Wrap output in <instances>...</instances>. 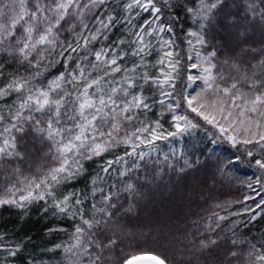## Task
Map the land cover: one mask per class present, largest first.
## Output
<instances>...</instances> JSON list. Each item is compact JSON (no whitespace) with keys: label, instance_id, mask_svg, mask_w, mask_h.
I'll list each match as a JSON object with an SVG mask.
<instances>
[{"label":"snow or ice","instance_id":"obj_1","mask_svg":"<svg viewBox=\"0 0 264 264\" xmlns=\"http://www.w3.org/2000/svg\"><path fill=\"white\" fill-rule=\"evenodd\" d=\"M121 2L122 10L117 12L108 7L109 0H0V80L6 81L0 86V102L16 94L13 103L6 104L7 113L0 108V174H8L0 185V208H15L27 215L33 204L42 202L40 211L46 217L70 221L72 231L68 241L47 250L63 254L60 264H134V261L144 260L167 264L156 255L124 260L113 258L112 254L122 242L123 213L133 210L131 203L127 209L123 207L121 195L126 194L129 199L138 195L131 174L148 155L141 145L155 151V141L180 137L199 127L188 115L177 113L181 105L173 95L176 81L180 79L181 60L174 31L180 17L169 16L173 9L171 0ZM224 3L225 0H189L194 6H183L185 18L198 30L189 27L185 32L183 42L188 45L186 59L189 63L185 65L187 86L182 99L191 112L217 128L233 147L258 145L260 158L249 160V164L259 175L253 173L246 184L255 196H245V207L235 214L246 216L242 223L248 227L264 217V55L254 63L219 60L218 48L209 45L205 31ZM247 11L253 16L259 14L264 21V9L257 13L255 5L248 4ZM142 14H147V18H142ZM138 20L142 22L137 23ZM230 23L235 27L240 25V20L233 17ZM118 26L126 31L111 39ZM64 32L73 36L71 42L60 40ZM146 37L158 41L161 55L157 63L161 65V75L151 76L145 71L139 76L142 81L139 83L135 75L128 73L148 66L145 56L150 54L153 45ZM95 42L108 43L92 50L90 46ZM125 47L130 51H125ZM209 47L211 50L201 51ZM82 51L88 55H83ZM247 51L256 52L255 49ZM261 52L264 53V49ZM129 55L140 59V63L133 64L130 69L120 63ZM3 57L37 71L27 76L13 73L9 77L6 74L8 60ZM56 63H62L64 71L49 80L46 88L32 84L43 74L39 69L47 70ZM92 71L103 74L91 78ZM121 72L125 75L119 86H112L106 78ZM197 82H202L203 87L195 95L188 94V89L195 91ZM104 84L108 85L107 90ZM144 85L160 89L161 99L149 104ZM135 89L140 90L133 92ZM60 92L63 95L53 98L54 93ZM157 103L172 113L174 131L165 135L166 130H162L159 120L153 124L141 121V127L121 136L124 124L136 119L134 110L147 112ZM29 129L48 143L45 158H50L52 163L41 166L35 175L25 176L20 164L24 163L26 154L20 150L16 134L22 141ZM120 145L128 150L113 159H102L97 169L89 172L85 166L87 162L103 158L105 153ZM255 154L246 148L244 157L252 158ZM179 155L182 157L183 152ZM129 158H134L131 167L127 166ZM164 159L166 162L168 156ZM242 161L243 157L233 154V158L224 161L218 158L216 164L219 173L228 176ZM184 164L191 167L187 159ZM116 165L121 166L119 170ZM114 173L119 185L108 183ZM81 180L85 181L83 187L59 191ZM248 201L253 203L248 205ZM226 219V216L217 215L216 226ZM239 223L234 222L233 227ZM47 231L67 232V229L61 224ZM218 239H200L198 243L193 240V253L210 249L217 245ZM253 240L256 238L231 239L221 264L234 261L264 264V233L256 242ZM25 247L26 242L6 246L0 237V253H6L0 264H9L8 258L17 257ZM30 264H37L35 257L30 258Z\"/></svg>","mask_w":264,"mask_h":264},{"label":"trees","instance_id":"obj_2","mask_svg":"<svg viewBox=\"0 0 264 264\" xmlns=\"http://www.w3.org/2000/svg\"><path fill=\"white\" fill-rule=\"evenodd\" d=\"M173 9L169 16L175 14L180 17L174 29L176 34V43L179 45L181 60L180 79L176 81V90L173 95L180 101L181 107L177 109L178 114L188 115L199 127L190 129L180 137H169L168 140L155 141L156 150L147 145H141V148L148 153L144 160L139 161L140 168L131 174L133 182L136 183L138 195L135 199H129L126 194L121 195V203L125 209L129 203L133 205L131 212L123 213L121 224L123 226L122 242L114 251L113 258L118 260L130 259L133 256L156 255L167 261V264H221L222 258L230 248L231 239L253 237L256 240L261 238L264 233V217L255 224L245 227L242 223L246 220L244 215H235L242 212L245 207L244 197L255 196V192L250 190L246 184L253 178V173L259 175V171L249 164V160L254 161L260 158L258 145L238 144L233 147L232 143L219 132L217 128L207 124L196 113L191 112L184 103L182 97L185 94L184 89L187 86L185 65L189 63L186 56L188 54V45L185 40V32L189 27L198 30L197 26L185 18L183 6H194L189 4V0H171ZM255 5L256 12L264 9V3L260 0H225L222 8L218 10L216 19L206 25L205 38L209 45L218 48L219 60L236 59L244 63L255 62L264 53V21L260 15H251L247 11V5ZM109 8H114L117 12L122 10L121 0H109ZM235 17L240 20V25L232 26L230 20ZM142 18H147V14H142ZM137 23L142 20L136 21ZM126 29L118 26L111 39H116ZM244 33V35H241ZM127 38V36H125ZM168 37L165 35L164 37ZM61 41L71 42L73 36L64 32ZM151 40L153 49L150 54L145 56V67H140L135 73L129 72L128 75H135L137 81L139 76L145 71L151 76H160L161 65L157 63L160 58L161 50L158 47V41L154 37H146ZM108 42H95L90 48L97 50L105 46ZM255 49L256 52L247 51ZM125 51H130L127 47ZM211 50V48L201 49L202 52ZM83 55H88L83 52ZM55 55V54H54ZM6 74L10 77L13 73L23 74L37 71L35 68H29L27 64H17L8 57ZM121 65L131 68L133 64H139V57L129 55L120 61ZM42 75L36 77L32 84L37 87L46 88L48 81L52 80L61 71H64L62 63H56L53 67L44 70L39 69ZM167 71V68H165ZM100 71H92L91 78L102 75ZM125 73H115L106 79L112 83V86L118 87L121 77ZM161 78H163L161 76ZM6 81L0 80V86ZM103 87L107 90L108 85ZM203 87L202 82H197L195 91L188 89V94L195 95ZM135 89L133 92L139 91ZM167 90V89H165ZM15 93L9 97L6 102H0V108L7 113L6 104H12L15 99ZM63 92L54 93L53 98H59ZM144 95L149 97L148 103L158 101L160 89L155 85H144ZM95 99V97H93ZM136 119L127 122L123 126L121 136L125 132H133L141 127V121L146 124H153L159 120L162 130L167 132L174 131L172 126V113L168 112L158 103L150 111L134 110ZM2 127V126H0ZM17 135L20 150L25 152L26 159L20 164V168L25 176H32L37 173L41 166H47L52 163L50 158H45L49 145L30 129L26 132L21 141L20 135ZM253 150L256 154L252 158L244 157L245 149ZM128 150L125 145H120L111 152L103 155V158L97 157L85 165L89 172L97 169V166L103 160L113 159L115 156L122 155ZM183 152L181 157L179 154ZM176 153V155H173ZM233 154L243 157L242 163L238 169H234L228 176H222L216 164L217 159L224 161L233 158ZM168 160L165 162V156ZM187 159L191 167H186L184 160ZM134 158L128 159V167L133 164ZM117 170L120 165L115 166ZM184 169V171H180ZM7 173L0 174V185L3 184ZM127 179V178H125ZM85 181L81 180L78 184L69 188L59 189V191L71 190V187H83ZM109 184L119 185V179L115 173ZM103 186V185H102ZM259 189V186H255ZM251 205L253 202H246ZM41 204H33L27 215L21 213L18 209L11 207L0 208V237L6 246H12L20 242H26V247L18 253L15 258H8L9 264H30V258L35 257L37 264L42 261L43 264H60L63 260V254L59 251L49 252L55 244L67 242L69 234L72 231L71 222H61L46 217L41 211ZM219 206V207H218ZM215 214V215H214ZM226 216L227 219L219 222L217 227L216 216ZM240 221L235 228L234 222ZM67 229V232H52L47 230L54 226L61 225ZM215 229L208 231L207 229ZM233 231L236 233L233 236ZM27 238H31L27 240ZM218 239L217 245L203 252L193 253L192 241L197 243L200 239ZM253 240V242H256ZM6 253H0V261H3ZM233 264H237L236 261Z\"/></svg>","mask_w":264,"mask_h":264},{"label":"water","instance_id":"obj_3","mask_svg":"<svg viewBox=\"0 0 264 264\" xmlns=\"http://www.w3.org/2000/svg\"><path fill=\"white\" fill-rule=\"evenodd\" d=\"M145 256H150V255H145ZM134 264H152V262H149V261H134Z\"/></svg>","mask_w":264,"mask_h":264}]
</instances>
